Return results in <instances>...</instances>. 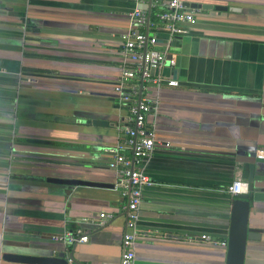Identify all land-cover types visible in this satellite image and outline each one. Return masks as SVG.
Returning <instances> with one entry per match:
<instances>
[{
    "label": "crops",
    "instance_id": "0c3cea01",
    "mask_svg": "<svg viewBox=\"0 0 264 264\" xmlns=\"http://www.w3.org/2000/svg\"><path fill=\"white\" fill-rule=\"evenodd\" d=\"M201 5L185 35L156 32L177 87L143 89L157 146L144 164L135 264H224L233 181L264 194V0ZM208 5L211 9H204ZM132 0H0V264L5 255L120 264L124 204L106 150L126 124L115 85ZM222 7L227 10H215ZM78 180L89 187L49 182ZM113 215L105 225L99 214ZM244 264H264V200L251 201ZM80 230L85 243L54 237Z\"/></svg>",
    "mask_w": 264,
    "mask_h": 264
},
{
    "label": "built area",
    "instance_id": "2783aa9c",
    "mask_svg": "<svg viewBox=\"0 0 264 264\" xmlns=\"http://www.w3.org/2000/svg\"><path fill=\"white\" fill-rule=\"evenodd\" d=\"M137 6L128 14L129 28L122 35L120 56L123 59L120 80L115 85L121 107L125 109L126 124L121 129L119 143L106 150L111 156L109 168L117 174L120 195L125 200L124 231L121 238L120 264H135V244L143 190L150 184L144 164L150 159L157 146L168 147V143L156 140L155 131L148 125V116L156 113L157 101L142 95L143 89H160L166 85L177 87L178 81L162 74L164 68H172L175 60L166 59L165 53L157 49L159 30L176 37L185 35L197 23L199 10L183 0H132ZM255 159L264 162V149L255 151ZM235 198L248 192L247 181L237 179L227 189ZM113 215L101 213L97 224L105 225ZM55 241L76 245L85 243L87 235L80 230L54 237ZM226 249L227 241L216 242Z\"/></svg>",
    "mask_w": 264,
    "mask_h": 264
},
{
    "label": "water",
    "instance_id": "95a60500",
    "mask_svg": "<svg viewBox=\"0 0 264 264\" xmlns=\"http://www.w3.org/2000/svg\"><path fill=\"white\" fill-rule=\"evenodd\" d=\"M193 8H201V5H191ZM204 9L212 7L205 5ZM215 10H227L225 7H214ZM254 174L255 165L249 166V175L247 178L248 192L239 194L235 197L231 204V218L227 234L226 257L224 264H244L246 246L249 241L260 239L262 230L255 229L249 226V214L251 210V201L264 200V194L254 192ZM49 182L66 184V185H85L89 187H108L101 183L84 182L78 180H60L48 179ZM5 260L11 262L21 261L31 264H68L64 253H60L55 257H22L18 255H5Z\"/></svg>",
    "mask_w": 264,
    "mask_h": 264
}]
</instances>
